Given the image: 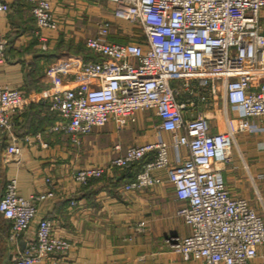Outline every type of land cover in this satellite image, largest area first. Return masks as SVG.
I'll list each match as a JSON object with an SVG mask.
<instances>
[{"label": "built area", "instance_id": "built-area-1", "mask_svg": "<svg viewBox=\"0 0 264 264\" xmlns=\"http://www.w3.org/2000/svg\"><path fill=\"white\" fill-rule=\"evenodd\" d=\"M26 1L36 21L34 34L45 48L43 30L56 29L58 18L50 0ZM105 1L113 4L115 17L131 24V39L124 43L107 40L110 23L103 20L99 35L86 39L98 58L83 59L75 69L61 58L49 64L53 73L49 105L62 118L52 130L78 143L93 127L112 118L133 121L139 111L152 109L160 117L159 128L177 136L172 141L158 136L152 142L129 145L125 154L113 157L107 165L76 168L72 178L84 185L154 152L124 188L153 186L164 179L173 185L181 201L177 214L189 227L174 250L185 260L201 264H251L264 244V218L246 198L231 194L218 165L230 160L237 133L264 129V27L260 20L264 0ZM8 9V2L0 0V12ZM4 48L0 35V64ZM193 82L208 86L213 96H223L238 111L224 129L210 130L212 111L183 114L186 102L177 96L191 91ZM197 99L203 101L204 94L199 93ZM24 103L17 87L0 83V139L4 135L10 139L4 150L7 159L20 160L22 155L12 132V114ZM254 117L260 119V126H252ZM36 137L41 147L48 145L39 134ZM182 146L186 156L171 162L169 148ZM45 181L48 189L27 198L17 192L15 177L4 184L0 214L9 220L8 241L15 242L36 222L34 239L13 257L12 264H34L48 254L65 256L71 246L68 239L54 233L51 219L38 217V204L55 194L52 179ZM76 202L72 199L70 205Z\"/></svg>", "mask_w": 264, "mask_h": 264}, {"label": "crops", "instance_id": "crops-1", "mask_svg": "<svg viewBox=\"0 0 264 264\" xmlns=\"http://www.w3.org/2000/svg\"><path fill=\"white\" fill-rule=\"evenodd\" d=\"M6 1L9 9L0 12V35L5 39L0 83L17 87L24 94L25 103L12 114L14 140L23 149L20 160L5 157L10 139L7 135L0 139V196L9 177L16 178L17 192L26 198L48 189L45 178L50 177L55 194L38 204V217L51 219L54 233L71 242L65 256L48 254L34 264H201L199 260H185L174 250V245L189 233V227L177 214L181 201L167 179L139 189L124 188L154 152L138 160L137 167L128 173L114 168L84 185L71 175L82 166L107 165L113 157L125 154L129 145L152 142L158 136L172 141L177 135L159 128L160 117L154 110L139 111L133 121L112 118L93 127L78 143L64 132L52 130L62 118L49 105L53 75L49 64L61 58L75 69L83 59L98 58L86 45V39L99 35L100 22L110 23L107 40L120 43L131 39V24L115 17L113 4L105 0L101 1L107 5L106 13L96 0H50L58 26L43 30L47 38L44 48L34 34L36 21L30 11L31 3ZM192 86L191 91L177 96L186 102L185 116H194L201 109L212 111L210 130L215 132L238 115L223 96H213L208 86L196 82ZM199 93L204 94L203 101L197 99ZM190 100L193 105L188 104ZM251 124L258 127L261 121L254 117ZM36 134L47 142L46 147L40 146ZM186 153L183 146L177 150L169 148L171 162ZM218 167L231 194L246 198L264 218V129L237 133L230 160ZM72 199L77 201L73 206ZM35 228L36 222L10 242L9 220L0 214V264L13 263V257L34 239ZM251 264H264V244L258 247Z\"/></svg>", "mask_w": 264, "mask_h": 264}, {"label": "rangeland", "instance_id": "rangeland-1", "mask_svg": "<svg viewBox=\"0 0 264 264\" xmlns=\"http://www.w3.org/2000/svg\"><path fill=\"white\" fill-rule=\"evenodd\" d=\"M97 2V5H100L102 8L100 9H103L104 10V13H106V10L108 9L106 6V4L103 2V1H99V0H96ZM260 20H261V23L263 24V27H264V17H260Z\"/></svg>", "mask_w": 264, "mask_h": 264}, {"label": "trees", "instance_id": "trees-1", "mask_svg": "<svg viewBox=\"0 0 264 264\" xmlns=\"http://www.w3.org/2000/svg\"><path fill=\"white\" fill-rule=\"evenodd\" d=\"M137 163H138V161H135L130 166H128V167H126L124 169H121V170L126 171V173H128L130 170H132L133 168L137 167V165H138Z\"/></svg>", "mask_w": 264, "mask_h": 264}]
</instances>
